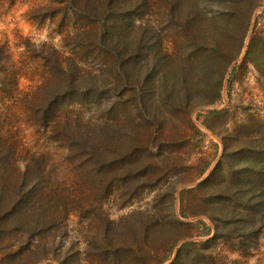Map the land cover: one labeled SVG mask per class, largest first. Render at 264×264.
Wrapping results in <instances>:
<instances>
[{
	"label": "rangeland",
	"instance_id": "obj_1",
	"mask_svg": "<svg viewBox=\"0 0 264 264\" xmlns=\"http://www.w3.org/2000/svg\"><path fill=\"white\" fill-rule=\"evenodd\" d=\"M170 5L0 0V264H264V0L216 100L251 3Z\"/></svg>",
	"mask_w": 264,
	"mask_h": 264
},
{
	"label": "trees",
	"instance_id": "obj_2",
	"mask_svg": "<svg viewBox=\"0 0 264 264\" xmlns=\"http://www.w3.org/2000/svg\"><path fill=\"white\" fill-rule=\"evenodd\" d=\"M76 0H71V2H74ZM113 1V0H109V3ZM250 3H251V7H250V10H249V14H248V17L246 18V21H245V24H244V29H243V33L241 34L240 36V39H239V44H238V48H237V51L236 53L227 61V64H226V67L224 69V71L222 72L221 74V77H220V82H219V86H218V89H217V94H216V99H219L220 96H221V90H222V86L224 84V77L226 75V72L228 71V68L232 65L233 62H235L240 54H241V51H242V48H243V45H244V40L246 38V35H247V31L249 30V27H250V22H251V16L254 12V9H256V7L258 6V2L259 0H248ZM170 2V7L167 9L168 12L170 14H174L177 10V5L179 4L180 0H169ZM111 11H112V6L109 7V9H107L106 11L103 10V12L101 13V18L97 20V22H99V29L100 31L98 33H100V35H103L105 36V33H106V26L109 24V17L111 15ZM87 16H93L94 13L92 11H87ZM97 15V14H95ZM209 14L208 13H205L203 11H198V17H197V24H200L201 22L205 21L206 19H208L209 17ZM196 19H194L193 21H195ZM164 51V54L166 57H172L173 54L170 53V51L168 49H163ZM140 91L141 93V96L144 97L143 93L141 90H138ZM226 141H224V144H225ZM228 147H227V143L225 144L224 146V152L226 153ZM202 185V182L198 184V186ZM206 235H209V233H207ZM207 241H205L204 243H201V242H185L182 244L181 248H180V252H179V255L177 257V259H179L180 257V253H182L183 249H185L186 247H189V246H199V245H202V244H205ZM167 260V259H166ZM178 263V262H177ZM171 264H175V262L171 263ZM213 264H215L213 262Z\"/></svg>",
	"mask_w": 264,
	"mask_h": 264
}]
</instances>
